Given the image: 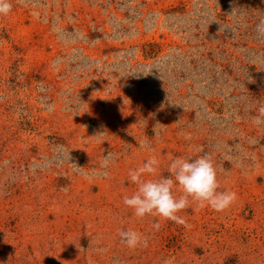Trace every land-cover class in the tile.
Listing matches in <instances>:
<instances>
[{"label": "rangeland", "instance_id": "obj_1", "mask_svg": "<svg viewBox=\"0 0 264 264\" xmlns=\"http://www.w3.org/2000/svg\"><path fill=\"white\" fill-rule=\"evenodd\" d=\"M12 4L0 17V264H264V0ZM145 139L165 176L169 157L209 154L235 204L193 205L183 225L135 217L123 197ZM127 229L147 247L123 244Z\"/></svg>", "mask_w": 264, "mask_h": 264}, {"label": "clouds", "instance_id": "obj_2", "mask_svg": "<svg viewBox=\"0 0 264 264\" xmlns=\"http://www.w3.org/2000/svg\"><path fill=\"white\" fill-rule=\"evenodd\" d=\"M20 2L21 0H17V3ZM12 10V0H0V17L9 16ZM154 135H158L155 128ZM138 143L142 150L154 153L146 139ZM110 159V155L105 157V167ZM169 161L166 176L160 174V160L154 154L136 169L129 170V180L136 185V190L123 197V204L138 219L153 216L183 225L186 220L179 213L193 205L199 209L211 208L215 212L223 213L235 204L237 193L220 190L217 168L209 154L169 157ZM153 227L159 230L160 224L156 223ZM118 236L132 250L148 245L147 238L134 229L120 230ZM165 264L171 262L166 261Z\"/></svg>", "mask_w": 264, "mask_h": 264}]
</instances>
